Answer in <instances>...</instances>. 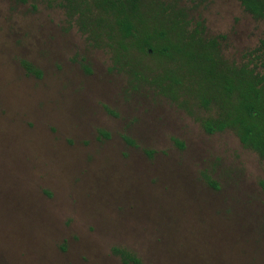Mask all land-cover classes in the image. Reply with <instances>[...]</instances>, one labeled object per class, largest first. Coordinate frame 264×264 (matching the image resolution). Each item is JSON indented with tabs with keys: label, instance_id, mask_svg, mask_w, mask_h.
<instances>
[{
	"label": "rangeland",
	"instance_id": "rangeland-1",
	"mask_svg": "<svg viewBox=\"0 0 264 264\" xmlns=\"http://www.w3.org/2000/svg\"><path fill=\"white\" fill-rule=\"evenodd\" d=\"M62 2L0 0V264H125L114 247L141 264H264V159L206 132L213 110L155 83L150 56L92 45ZM144 2L203 19L230 61L264 35L239 0Z\"/></svg>",
	"mask_w": 264,
	"mask_h": 264
},
{
	"label": "trees",
	"instance_id": "trees-1",
	"mask_svg": "<svg viewBox=\"0 0 264 264\" xmlns=\"http://www.w3.org/2000/svg\"><path fill=\"white\" fill-rule=\"evenodd\" d=\"M239 2L254 18L264 19V0ZM62 4L74 18L78 15L76 21L92 45L109 49L117 60L139 59L144 68L149 66L143 60L150 56L166 67L154 78L155 83L173 86V92L182 86L205 109L213 110L201 119L206 132L231 129L245 147L264 159V35L238 63L224 56L220 37L206 34L203 19L191 17L175 3L65 0ZM23 64L29 73L42 75L29 62ZM113 251L125 264H141L126 249L114 247Z\"/></svg>",
	"mask_w": 264,
	"mask_h": 264
}]
</instances>
